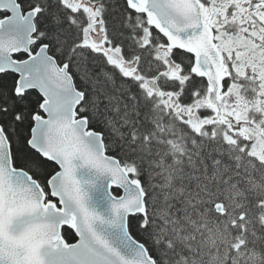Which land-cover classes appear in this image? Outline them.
Instances as JSON below:
<instances>
[{
  "label": "snow or ice",
  "instance_id": "1",
  "mask_svg": "<svg viewBox=\"0 0 264 264\" xmlns=\"http://www.w3.org/2000/svg\"><path fill=\"white\" fill-rule=\"evenodd\" d=\"M0 264H264V0H0Z\"/></svg>",
  "mask_w": 264,
  "mask_h": 264
}]
</instances>
